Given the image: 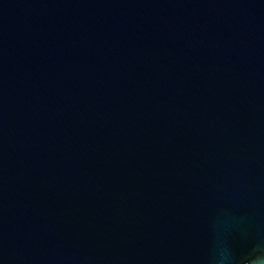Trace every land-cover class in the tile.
<instances>
[{
	"label": "water",
	"instance_id": "1",
	"mask_svg": "<svg viewBox=\"0 0 264 264\" xmlns=\"http://www.w3.org/2000/svg\"><path fill=\"white\" fill-rule=\"evenodd\" d=\"M258 244L264 0H0V264Z\"/></svg>",
	"mask_w": 264,
	"mask_h": 264
},
{
	"label": "clouds",
	"instance_id": "2",
	"mask_svg": "<svg viewBox=\"0 0 264 264\" xmlns=\"http://www.w3.org/2000/svg\"><path fill=\"white\" fill-rule=\"evenodd\" d=\"M246 264H264V246L256 245L246 258Z\"/></svg>",
	"mask_w": 264,
	"mask_h": 264
}]
</instances>
